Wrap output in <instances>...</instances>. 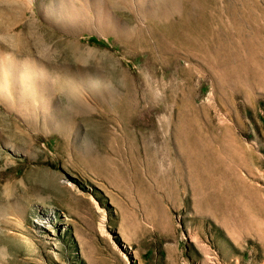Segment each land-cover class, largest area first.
<instances>
[{
    "label": "rangeland",
    "instance_id": "rangeland-1",
    "mask_svg": "<svg viewBox=\"0 0 264 264\" xmlns=\"http://www.w3.org/2000/svg\"><path fill=\"white\" fill-rule=\"evenodd\" d=\"M176 107L225 138L227 208L154 140ZM0 264H264V0H0Z\"/></svg>",
    "mask_w": 264,
    "mask_h": 264
},
{
    "label": "bare ground",
    "instance_id": "bare-ground-1",
    "mask_svg": "<svg viewBox=\"0 0 264 264\" xmlns=\"http://www.w3.org/2000/svg\"><path fill=\"white\" fill-rule=\"evenodd\" d=\"M177 27L178 26H176L175 30L177 29ZM189 38H191L193 41L196 39L190 36ZM209 41L211 43L214 42L212 38L211 40L209 39ZM198 47L204 51H207L206 53H209L210 51L212 52L214 51L213 55L208 54V56L206 57L207 58L206 61L208 62L210 68L217 72L218 80L223 87L227 88L233 86L232 83L236 82V80L239 77L241 78L243 77L244 79L247 78L248 74L246 73V67H245L246 65L244 64L240 56H232L231 54L222 56L221 51L216 49V47L213 46L214 48H212L210 45L205 46L202 43L201 45H198ZM149 98L151 97L149 96ZM143 99L140 100L141 102L139 101L134 104L133 110L135 112L134 113L135 117L145 118L146 116H151V114L156 109L163 111H168V110L170 111L173 109V105L170 103H166L164 105H156L155 102H153L151 99L148 100H143ZM199 109L200 108L195 106L193 108V112L198 115ZM201 110L204 111L203 109ZM174 112H175L176 122L172 126L173 128L172 133L169 135L167 134L169 126L167 120H164L163 123L160 125V129L161 131L164 132L165 135L163 136L156 135L154 137V140H156L157 143H162L163 149L165 151L164 154L165 155L168 154V156L172 154L171 148L169 147V142L170 141L174 142L176 149V156L178 158L176 161V165H177L176 167H178L179 171L183 169V163L179 162L181 160L182 162L185 160L191 162L190 166L192 163L193 165L195 164L194 166H196L197 169L198 166H202V171L204 175H206L205 176L206 179L213 181V184L211 182V187H210L211 190L207 192L208 200L212 201L213 204L216 203L217 209L227 208L228 204L231 205L232 202L231 199H233L234 194L231 191L232 188L230 187L231 188L230 189L228 184L227 185L225 184V182H228L229 180L230 170L225 166L224 163L225 160L224 162L222 161L223 160L222 149H225L224 152L226 153H229V150L226 146V142L224 140L225 138H223L221 135L220 136L222 138H220L218 134V130H219L218 125H215L214 123H210L209 121L206 123V125H202L199 121H197L196 125L191 128V131L189 130L188 132L185 128L186 126L185 113L179 107L174 108ZM222 127H220V129ZM224 128L227 127L225 126ZM147 144L148 146H150V142H148ZM116 153L121 154L119 148L116 149ZM118 166L119 168H123V165H121L120 163ZM194 166H192V168ZM233 167L235 166L233 165L232 168ZM68 184L71 185V183ZM74 200L78 201L79 198L74 197ZM36 222L40 226L44 225L39 221ZM63 222L66 223V221ZM50 239L53 238L50 237Z\"/></svg>",
    "mask_w": 264,
    "mask_h": 264
}]
</instances>
